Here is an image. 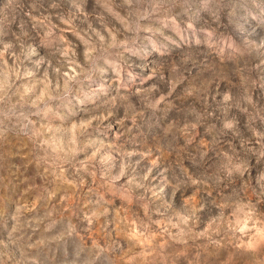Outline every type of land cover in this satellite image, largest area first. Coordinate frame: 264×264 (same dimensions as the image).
Segmentation results:
<instances>
[{
	"label": "clouds",
	"instance_id": "clouds-1",
	"mask_svg": "<svg viewBox=\"0 0 264 264\" xmlns=\"http://www.w3.org/2000/svg\"><path fill=\"white\" fill-rule=\"evenodd\" d=\"M264 0H0V264H264Z\"/></svg>",
	"mask_w": 264,
	"mask_h": 264
},
{
	"label": "rangeland",
	"instance_id": "rangeland-1",
	"mask_svg": "<svg viewBox=\"0 0 264 264\" xmlns=\"http://www.w3.org/2000/svg\"><path fill=\"white\" fill-rule=\"evenodd\" d=\"M256 182H258V183H264V178L256 177Z\"/></svg>",
	"mask_w": 264,
	"mask_h": 264
}]
</instances>
